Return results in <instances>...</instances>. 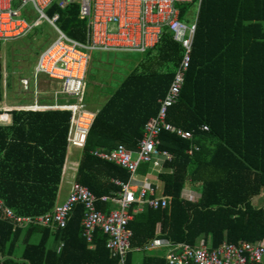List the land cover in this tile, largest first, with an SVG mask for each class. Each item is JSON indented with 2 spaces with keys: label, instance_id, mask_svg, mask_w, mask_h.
Wrapping results in <instances>:
<instances>
[{
  "label": "trees",
  "instance_id": "1",
  "mask_svg": "<svg viewBox=\"0 0 264 264\" xmlns=\"http://www.w3.org/2000/svg\"><path fill=\"white\" fill-rule=\"evenodd\" d=\"M47 13H58L57 24L68 36L86 38V20L79 18L78 4L59 8L53 0ZM184 18L182 13L180 19ZM263 21L264 0L200 1L189 64L178 99L166 116L171 124L191 131L192 138L160 132L158 148L172 155L157 174L167 205L156 209L144 205L133 213L125 264H130L133 249L144 248L155 237L211 247L223 241L264 243V207L252 202L264 192ZM141 55L97 108L75 173V181L96 196L98 209L104 211L115 205L100 197L115 196L120 190L112 179L126 181L129 175L92 151L118 144L136 148L144 123L157 113L158 100L180 63L182 47L164 31ZM1 79L0 60V101ZM0 113V198L20 215L51 211L67 155L71 111L10 108ZM80 121L85 127L89 117ZM203 125L208 130H201ZM194 146L198 149L188 153ZM145 165L144 170L149 168ZM187 183L198 192L196 201L182 195ZM82 215V205L76 204L61 229L37 224L13 229L0 219V264H117L100 229L94 231L89 247L81 234ZM143 264L166 262L151 256Z\"/></svg>",
  "mask_w": 264,
  "mask_h": 264
},
{
  "label": "built area",
  "instance_id": "2",
  "mask_svg": "<svg viewBox=\"0 0 264 264\" xmlns=\"http://www.w3.org/2000/svg\"><path fill=\"white\" fill-rule=\"evenodd\" d=\"M53 0H0V42L20 38L45 20L56 33V37L42 50L35 62L32 73L34 95L39 92L40 75L54 80L60 87L53 91L54 99L73 98L62 103H34L26 109L46 110L65 109L71 111L68 131V145H84L90 118L85 127L80 118L86 111L83 105L85 74L90 51L111 53H145L153 48L164 31L170 32L173 40L182 47V57L175 68L173 78L164 96L158 100L159 107L154 116L149 117L143 126L142 137L134 150L122 144L105 150H94L96 157L114 163L125 169L128 179H112L120 187L115 196H101L100 201L110 200L115 207L104 211L98 209L96 196L83 184L73 181L66 199L55 205L51 211L39 215H20L7 206L0 198V219L8 221L12 228L26 227L29 224L51 226L61 229L66 226L69 214L76 204L83 207L80 221L81 234L92 248L93 233L100 229L106 236L105 247L109 256L117 259V264H125L131 250V230L128 222L133 213L143 210L144 205L156 209L167 205V197L158 193L153 182L138 183L140 164H148L158 172L162 163L172 155L158 148L159 134L162 131L173 133L183 139H191L192 132L183 130L166 120L167 110L178 99L187 70L191 45L195 31V18L191 24L180 19L181 6L195 4L201 0H56L59 8L68 4H78V16L86 20V38L78 40L68 36L58 26V13L49 15L48 7ZM184 17L187 12H183ZM51 83V81L46 80ZM20 83L28 90L30 80L22 78ZM82 127V128H81ZM201 130H208L206 125ZM189 148L188 153L192 150ZM135 156V157H133ZM136 203L134 207L132 204ZM62 243L57 247V251ZM166 248V264H264V243L223 241L215 247L198 243L171 242L165 238H153L144 246L146 249Z\"/></svg>",
  "mask_w": 264,
  "mask_h": 264
},
{
  "label": "rangeland",
  "instance_id": "3",
  "mask_svg": "<svg viewBox=\"0 0 264 264\" xmlns=\"http://www.w3.org/2000/svg\"><path fill=\"white\" fill-rule=\"evenodd\" d=\"M182 13L187 12L183 19L187 24H191L197 12V5L181 6ZM264 28V21L262 22ZM56 37L54 29L45 21L41 20L29 32L20 38L0 42V60L2 65V100L0 101V111L4 113L10 108L26 109L27 104H33L36 99L37 103H61L64 100L61 97L54 99L53 91L60 87L54 80H50L44 75H40L38 90L43 94L33 93L32 73L33 67L39 53ZM144 56L139 53H111L90 51L88 67L85 74V95L83 99L84 108L94 112L106 100V98L115 89L117 84L130 72L135 64ZM26 78L30 80L28 90H24L20 80ZM51 81V83L47 82ZM44 95L46 98H41ZM48 97V98H47ZM1 114V113H0ZM7 122V121H6ZM4 122V123H6ZM77 154L81 150L75 149ZM135 157V156H133ZM191 190V193L188 192ZM198 192L190 187L187 183L182 195L187 199L195 200ZM254 205L264 207V192L259 193L252 198ZM37 236L33 241L37 242ZM53 241V239H52ZM55 245V242H53ZM52 245V246H54ZM50 247V245L48 244ZM21 250L18 249L17 254ZM164 255L166 251L158 250L133 249L131 252V264H143V259L149 255ZM264 261V260H263Z\"/></svg>",
  "mask_w": 264,
  "mask_h": 264
},
{
  "label": "crops",
  "instance_id": "4",
  "mask_svg": "<svg viewBox=\"0 0 264 264\" xmlns=\"http://www.w3.org/2000/svg\"><path fill=\"white\" fill-rule=\"evenodd\" d=\"M41 98L43 99V98H46V97L44 95H42ZM27 105L29 106L31 104H27ZM86 111L87 112H84L82 114L81 118L89 117V120H90L91 117L94 116V114L96 112V111L91 112V111H89L87 109H86ZM75 149L79 150V153H80V150L82 149V146H78V145H71L70 146V145H68L67 155H66L65 162H64V165H63V169H62L61 180H60V183H59V186H58V190H57V196H56L55 205L63 202L66 199V197L68 195V191H69L70 185L72 184L73 181H75V179H74L75 178V173H76V169H77L79 158H80V154L78 155L77 152H75ZM144 168H146V165L144 163L140 164L139 169H138V174H137L138 183L139 184H142L144 182L145 183H149V182L156 183L157 184V191H158V193L161 194L162 193V184L158 180V177H157V174L159 173L158 170L156 168L151 169L150 167L147 168L146 170H144ZM190 191L191 190H188V192H190ZM191 193H195V192L191 191ZM198 196L196 195L194 197L195 200H192V199H190V200L196 201L198 199ZM155 238H162V237H155ZM53 242L54 241H52V236H50L49 239H48V244L50 245V247H52V245H54ZM135 249H141V248H135ZM142 249H146V248H142ZM147 250H152V249H147ZM154 250H158L159 252H161V251H166V248L159 247V248H156ZM131 252H130V255H129L130 264H131ZM151 256H159V257H163L164 258V255H160V254L159 255H157V254L149 255L147 257H151Z\"/></svg>",
  "mask_w": 264,
  "mask_h": 264
},
{
  "label": "water",
  "instance_id": "5",
  "mask_svg": "<svg viewBox=\"0 0 264 264\" xmlns=\"http://www.w3.org/2000/svg\"><path fill=\"white\" fill-rule=\"evenodd\" d=\"M5 113V112H4Z\"/></svg>",
  "mask_w": 264,
  "mask_h": 264
}]
</instances>
